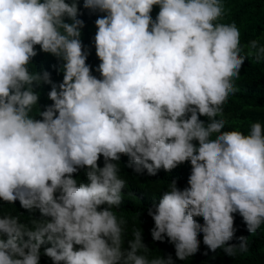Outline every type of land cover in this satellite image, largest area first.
I'll use <instances>...</instances> for the list:
<instances>
[{
  "label": "clouds",
  "instance_id": "1",
  "mask_svg": "<svg viewBox=\"0 0 264 264\" xmlns=\"http://www.w3.org/2000/svg\"><path fill=\"white\" fill-rule=\"evenodd\" d=\"M229 12L224 0H0V264H175L120 216L133 195L123 157L138 176L190 166L146 209L154 243L180 261L201 234L212 253H248L235 220L264 226V124L245 134L224 116L245 61L264 63V32L242 44Z\"/></svg>",
  "mask_w": 264,
  "mask_h": 264
},
{
  "label": "trees",
  "instance_id": "2",
  "mask_svg": "<svg viewBox=\"0 0 264 264\" xmlns=\"http://www.w3.org/2000/svg\"><path fill=\"white\" fill-rule=\"evenodd\" d=\"M224 4L230 12L223 22L234 21L237 24L241 30L242 44L261 36L264 32V0H224ZM157 11L158 9L154 10L153 17ZM81 18L85 21V28H88L86 31L83 30L82 39L92 40L95 30L89 31V28H95L96 16L85 11ZM261 42L264 43V40ZM242 70L244 71L239 80L241 92L236 93L225 105L224 118L229 121L232 128L239 127L247 134L251 123L264 124V63L257 64L249 58L245 61ZM126 165L127 158L123 157L120 164L121 176L127 181V194L130 192L133 195L124 197L120 216L127 219L129 225L133 223L136 227L142 228L144 242L152 250V256L171 254L175 264H264V226L255 235H251L246 231V226L239 216L235 220V226L238 229L236 236L248 238V253L237 254L235 257L227 256L222 249L212 253L203 245L201 234L199 252L186 261L176 259L174 247L171 244L166 241L164 243L152 241L150 229L154 226V222L147 215L146 209L154 200L158 203L161 192L167 189L168 182L173 178H178V186L184 188L187 185L190 166L185 164L172 173L151 177L146 173L138 176ZM160 178V182L157 183ZM139 213L141 214L138 215ZM197 219L203 223L202 218ZM231 243H238V241L233 240ZM205 252L208 254L205 255Z\"/></svg>",
  "mask_w": 264,
  "mask_h": 264
}]
</instances>
